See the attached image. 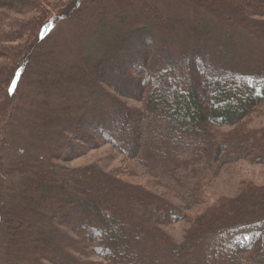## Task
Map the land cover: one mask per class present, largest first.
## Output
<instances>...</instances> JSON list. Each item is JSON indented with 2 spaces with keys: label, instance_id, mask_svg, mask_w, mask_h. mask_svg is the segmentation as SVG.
Masks as SVG:
<instances>
[{
  "label": "trees",
  "instance_id": "obj_1",
  "mask_svg": "<svg viewBox=\"0 0 264 264\" xmlns=\"http://www.w3.org/2000/svg\"><path fill=\"white\" fill-rule=\"evenodd\" d=\"M173 2L185 16L160 9L157 2L114 0L108 9L96 7L97 13L90 11L94 17L86 19L92 23L85 42L90 47L77 53L78 63L68 57L50 66L48 55L45 71L62 75L53 81L42 79L43 84L32 94L45 99L56 95L53 102L62 107L52 110L50 104L38 107L34 103L40 112L30 114L33 124L15 125L14 134L18 136L14 139L21 146L23 141L31 143L33 148L25 149V154L33 162H18L8 178L0 173L4 178H0V264H40L41 259L47 261L52 256L48 246L64 248L66 252L52 264H90L85 259L91 256L108 264H184L185 258L198 250L205 255V262L212 260L214 264H264V187L248 184L236 198L218 202L197 217L177 243L161 228L179 219V205L140 188L133 189L128 183L114 184L110 175L97 169L72 171L55 163L67 160L68 153L77 156L85 152L80 145L70 143L73 139L86 144L87 149L95 147L98 142L91 143V136L79 128L85 123H90L102 143L110 144L128 159L142 160V148L144 166L154 163L155 168L169 171L171 176L190 166L187 158H178L177 153L180 149L188 152L191 147L201 148L215 160L221 155L227 163L241 159L264 162V139L261 145L251 143L249 134L238 125L264 102V21L251 19L264 12V0ZM36 7L34 0H0V28L2 13L21 14ZM52 19L39 22L35 30L37 43L47 39ZM206 21L226 30L239 29L257 41L253 44L254 66L242 59L246 65L242 60L238 64L245 68L229 70L226 65L230 62L214 49L221 44L220 38L228 35L214 32L215 26L205 27ZM103 24L111 27H102ZM5 33L1 32L0 39ZM210 33L213 38L208 40ZM20 34V30L11 31L4 39ZM180 37H187L190 46L176 54ZM93 61L97 64L88 68ZM22 67H17L14 75H9L10 70L5 75L0 71V82L6 81L7 101L18 90ZM130 67L136 69V78L126 77ZM195 71L201 75L200 81L195 79ZM210 86L214 87L212 93ZM110 88L121 98L140 102L141 110L132 111L114 100L105 91ZM200 88L206 89L205 93L198 94ZM174 91L171 103L167 92ZM100 101L106 103L97 106ZM109 108L115 116L103 115ZM13 109L0 104V146L6 140L7 117ZM233 125L234 132L220 133L218 139L215 131L212 133L213 129ZM160 133L164 135L158 140ZM142 136H146L145 141ZM172 138L176 145L170 148L168 141ZM139 139L143 142L137 143ZM57 146L62 154L55 152ZM155 147L160 151L154 150L151 156ZM165 153L175 159L169 161L168 156L165 162ZM44 158L49 162H42ZM27 176L42 186L24 182ZM17 183L21 196L27 200L18 211L10 205L16 199L12 196L17 192ZM115 186L120 191H112ZM67 197L74 198V202L65 201ZM11 212L13 217L6 218ZM53 216H58L57 222ZM115 217L124 229L117 228ZM4 220L13 222L14 228L6 227ZM76 225L83 231L78 232ZM3 230L14 231L16 239L3 234ZM54 236L57 239L49 241Z\"/></svg>",
  "mask_w": 264,
  "mask_h": 264
},
{
  "label": "rangeland",
  "instance_id": "obj_2",
  "mask_svg": "<svg viewBox=\"0 0 264 264\" xmlns=\"http://www.w3.org/2000/svg\"><path fill=\"white\" fill-rule=\"evenodd\" d=\"M134 1L136 3L157 2L159 3V7H161L160 9H171L176 12L177 16H185V12L181 9H178V7L176 8L173 0ZM34 2L37 4L36 8L26 9L21 14L9 12L2 13L4 21L2 27L0 28V34L1 32L9 33L11 31L20 30L22 35L20 34L18 37H13V39L10 40L4 39L6 33L3 35V37H1L0 71L5 75V73L10 70L9 75H11L12 72V75H14L16 74L14 73L16 68L23 66L21 68L22 73L21 78L19 79L20 83L18 90L12 97H10L9 101L6 99V81L1 80L0 82V104L3 103V105L7 106L8 108H14L11 116L9 115L7 117L8 122L5 126L7 132L6 140L4 141L3 146H0V173L4 175L5 178H8V173L18 162H33L30 156L25 154L27 152V150L25 152V149H29L31 147L33 148L31 143L23 141L22 139L24 145L22 144L23 146H21L19 142L14 139L18 136L14 134L15 125L26 122L28 124H33L30 114L34 113L36 115L40 112L33 107L34 103H36L38 107H47L46 105L50 104V108L52 110L62 107V104L60 105V103L58 105L54 104L53 101L54 98H56V95H52L53 98L48 96V98L45 99L43 96L37 98L32 94L33 91H37V88L43 84L42 79H50L53 81L56 77L59 78L60 75H62V73L59 72L52 73L49 71L47 73V71H45L46 67H43V65L46 62L48 64V55H50V66L54 65V63L58 62L59 60L62 62L64 61V58L68 57H72L73 61H77V53L79 54L80 50L86 51L90 47V45L85 43L87 41V31L92 27V23L88 22L86 19H92L94 17V14H91L90 11L94 9L95 13H97L98 8L96 7H101V10H103L104 8L108 9L114 5V0H99L97 1L100 2L99 4L95 2V0H34ZM50 17L53 19L49 22L50 30L46 39L47 41L45 40L43 43H37L38 41H36L35 30L40 24L39 22H44L45 19ZM251 19L264 21V12L251 17ZM203 24L205 27H209L211 25L215 26L213 23H211V21H206ZM104 25L105 24H103L102 27H111L108 26V24L107 26ZM215 27L216 29H214V32L215 30L219 33L223 31L225 35H228V37L223 36L224 38H220V40H222L221 44L215 45L214 49L221 54L220 56L226 58V62L227 60L230 62L228 65H226L228 66L229 70H240V68L243 66L239 65L238 63L242 59H247L250 62L249 66H254L256 60L252 53L256 49V45L253 44H257L258 42L248 38L246 34L239 32V29L229 28L227 31L223 27ZM95 31L97 32L98 29ZM211 36L212 33L207 36V39L210 40ZM211 38H213V36ZM190 41L193 43L191 39ZM94 46L92 45V48H95ZM189 46L190 43L188 38L180 37V39L176 42V54H180L181 51L187 50ZM192 52H194V50ZM94 57L97 60L98 57ZM210 57H212L214 61H221L219 57ZM96 62L93 61L91 64L89 63L88 68L95 66L97 64ZM240 62L246 65V61L242 60ZM75 63L77 64L78 61ZM172 64H174V62H172ZM243 68H245V66ZM209 70H211V68L208 66V71ZM136 74V69L130 67V70L126 72L125 75L126 77L136 78ZM194 77L200 81L201 75L198 74V71H195ZM4 78H6V76L1 77V79ZM122 78L123 77L121 76L120 79ZM213 88L214 87L210 86L211 93ZM205 90L206 89L200 88L198 94H201V92L205 93ZM207 90L209 91V86L207 87ZM105 91L106 93L112 95L114 100L122 102L132 111H140L142 108V104L140 102L136 101L135 99L131 100L121 98V96L117 94L115 92L116 90H113V88L106 89ZM175 93V91L174 94L172 92H167V97L169 100H171V98L174 99ZM91 96L94 99V95ZM104 103L106 102L100 101L98 103L99 105L97 106H102ZM203 103L204 102L201 100V104L204 106ZM231 103L234 104L233 101H231ZM103 113V115L114 114L115 116V113L110 108L104 110ZM208 119L211 120L212 117H209ZM238 125H242L244 132L249 134L251 143L256 142L261 145V140L262 138L264 139V102L258 106L257 109H255V112L248 114ZM234 126L235 125L224 126L216 130L213 129L212 133L215 131L214 134L216 139H218V134L220 133L234 132L232 131ZM79 128L91 136V143L96 141L98 143L94 145V148L92 147L91 149H87L84 147L86 144L83 142H78L76 139L71 140L72 142L70 141V143L80 145L86 149L85 152L77 156H73L72 154L74 153H68L66 154L68 155L67 160H63L62 162L57 161L55 162L56 165L65 170L72 171H76L78 169L89 170V168L94 170L97 169L100 171V173L110 175L111 179H113L112 181L115 182L114 184H120V182L121 184L128 183L133 189L140 188L141 190H144L142 192L148 191L154 196L164 197L168 201L179 205V219L170 224L168 227L161 228V230L166 233L168 237L172 238L177 243L182 241L186 231L189 229V227H191L194 220L200 215L204 214V212L209 208L215 204H218V202L221 203L223 201H229L233 198H236L244 186L248 184L254 185L256 187H264V162H250L247 159H241L227 163L222 161L221 155L217 158V160H215L213 156L208 157V155L205 153L206 151H201V148L197 150V148L191 147L188 152L186 150L180 149L177 153L178 158H187L186 163L190 164V166H188L185 170H179L174 176H171L169 171L165 173L164 170H158L160 168H155L154 163H149L148 166H144L142 164V160L144 159L143 156L145 152H142V148L140 149V156L142 157V160H140V158L139 161L128 159L124 154H122V152L117 151L116 148L112 147L110 144L104 142L102 143L99 134L93 132L90 123H85L83 127ZM18 130L20 131V129ZM16 133H18L17 130ZM163 135V133H160L158 135V140H160ZM21 137H23L22 133ZM148 138H150V136ZM142 139L145 141L146 136H142ZM139 142L142 143L143 141L139 139L137 143ZM168 142L170 148L171 145H176V142H174L173 138ZM20 143L22 142L20 141ZM59 146H57L55 152L62 154L61 151L63 152V150H59ZM204 147H206V145ZM154 150L160 151L157 147H155L153 152L149 153L151 156H154ZM165 155L167 156L165 157V162H167L168 156L169 161L171 159H175L172 158V156L168 153H165ZM44 159L42 162H49L47 161V158L45 160ZM1 177L2 176H0V178ZM32 178L33 177L31 176H27L24 178V182L37 184L39 186L40 184L36 183L35 179ZM2 179L4 178L2 177ZM61 181H63V179ZM7 182L8 181H6V183ZM17 185L18 183L16 184L17 192L12 196L13 199L15 197L16 199L10 204L11 206H15L11 208H15L16 211L22 208V205L26 204L27 201L26 198L21 196L20 188ZM100 185L101 184H99V186ZM68 186L74 188L73 186L76 185L69 184ZM47 190H50V187L49 189L47 188ZM111 190L120 191V189L116 188V186ZM169 195H171L172 198ZM65 201L74 202V198L67 197ZM13 214L14 213L11 212L10 216H6V218H12ZM67 216L68 220L70 221V214ZM52 218L55 222H57L58 216H53ZM115 220L118 221L117 228L124 229L122 225L120 226L118 217H115ZM4 225H6V227L9 229L10 227L15 226L13 222H5V220ZM77 230L78 232L83 231V229L78 226ZM2 232L3 234L8 233L9 235H12L11 237H13V240L16 239L17 234H15L14 231L9 230L8 232L7 230H3ZM132 232L133 231L129 232V235H131ZM127 235L128 234H126V236ZM27 239L29 240V238ZM55 239H57L55 236L52 238L49 237V241ZM48 247V250L51 251L52 256L47 259V261H43L41 259L39 261L40 264H52V262H57V258H59V256H61L63 253H66L63 250L64 248H54L53 246ZM0 257L2 258V251H0ZM85 261H88L90 264H108L106 261L100 259L97 256H91L89 258L87 257ZM184 264L214 263L212 260L205 262V255L202 256L200 250H198V252L193 254V256L185 258Z\"/></svg>",
  "mask_w": 264,
  "mask_h": 264
}]
</instances>
